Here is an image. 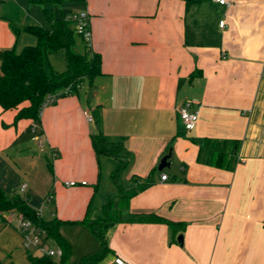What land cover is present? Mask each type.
Returning a JSON list of instances; mask_svg holds the SVG:
<instances>
[{
  "label": "crops",
  "instance_id": "crops-1",
  "mask_svg": "<svg viewBox=\"0 0 264 264\" xmlns=\"http://www.w3.org/2000/svg\"><path fill=\"white\" fill-rule=\"evenodd\" d=\"M80 1L75 10L89 14L102 73L43 108L41 145L34 120L16 119L27 101L0 105V187L13 194L25 184L30 205L47 219L114 215L109 250L96 264H115L116 257L128 264H264V0ZM26 23L0 12V50H17L21 37L22 48L37 43L16 30ZM185 101L199 110L192 130L180 117ZM96 132L123 141L125 190L152 180L126 203L113 178L118 161L96 154ZM170 149L171 166L159 170ZM141 214L164 220L131 219ZM10 224L0 222V237L9 240L0 257L22 242L16 220ZM61 232L74 264L101 247L88 225L65 223ZM19 256L0 259L30 264Z\"/></svg>",
  "mask_w": 264,
  "mask_h": 264
},
{
  "label": "trees",
  "instance_id": "trees-1",
  "mask_svg": "<svg viewBox=\"0 0 264 264\" xmlns=\"http://www.w3.org/2000/svg\"><path fill=\"white\" fill-rule=\"evenodd\" d=\"M37 3H64L65 0H32ZM77 1V0H75ZM46 9V8H45ZM73 9H66L60 16H55L46 9L51 27L42 25H26L16 30H24L37 38L36 44L24 46L20 51L15 48L0 50V105L3 109H11L23 102L16 119L32 118L39 126L42 122V109L48 95L54 94L57 98L67 92L74 91L88 79L90 84L94 78L102 73V57L99 53L93 52L85 43L86 52L81 53L75 50L76 35H79L69 15ZM55 52H62L66 61V68L62 71L51 68L50 72L45 67V58ZM56 101V100H55ZM53 101V102H55ZM52 102V103H53ZM92 143L97 155L108 154L118 161L113 171V178L119 186L123 203L137 191L146 188L151 184L150 177L131 190H125L119 184V174L127 164V151L122 140H111L101 132L93 133ZM225 158L218 159V163ZM233 159L231 167L233 166ZM225 164L224 162L221 164ZM134 180H139L133 175ZM112 199L106 205L111 209ZM15 210L24 217L30 219L35 225L46 230L47 239L53 242L61 250V254L52 256L49 254H36L28 251L30 264H70L73 247L70 240L61 232V226L65 223L85 224L97 235L101 242L99 251L93 255L84 257L80 264H96L109 250L106 241L107 224L114 220V215H101L95 219L85 217L79 221H66L58 217L51 219L44 218L40 211L29 203L28 195L20 192L8 194L0 187V218L3 219L4 211ZM115 212V211H114ZM135 220H156L163 218L151 215H131ZM0 264H13L0 259Z\"/></svg>",
  "mask_w": 264,
  "mask_h": 264
},
{
  "label": "built area",
  "instance_id": "built-area-1",
  "mask_svg": "<svg viewBox=\"0 0 264 264\" xmlns=\"http://www.w3.org/2000/svg\"><path fill=\"white\" fill-rule=\"evenodd\" d=\"M220 3H228L227 0H216ZM73 21L76 32L82 36L84 42L91 48V39H92V31L90 28L89 14L86 10H75L73 11L69 17ZM225 21H221V25H224ZM57 100V96L54 94L48 95L44 107L53 101ZM43 107V108H44ZM193 102L185 101L183 105L180 107V117L184 123V126L187 130H192L195 128L198 119H199V110L192 109ZM43 110V109H42ZM85 117L87 121H94V116L89 110H85ZM39 125L34 121L32 124V130L34 133V138L40 142L42 134L36 133V128ZM168 174L163 173L162 179H167ZM87 181H81V184H86ZM67 185H77L79 184L76 180L66 181ZM26 185H22L20 187V192L25 193ZM52 200V195H49L46 198V203ZM41 213V212H40ZM3 219L10 223L12 218L17 221V229L21 233L23 237V247L27 251H31L36 254H49L52 256H56L61 254V250L59 248L53 247L50 244V240L47 239V232L45 229L38 227L35 225L30 219L23 216V214L10 210L6 215H2ZM115 264H128L122 257H116L114 260Z\"/></svg>",
  "mask_w": 264,
  "mask_h": 264
},
{
  "label": "rangeland",
  "instance_id": "rangeland-1",
  "mask_svg": "<svg viewBox=\"0 0 264 264\" xmlns=\"http://www.w3.org/2000/svg\"><path fill=\"white\" fill-rule=\"evenodd\" d=\"M80 0H65L64 3H37L32 0H0V12L4 14L8 19L13 20L14 23H16L18 20H26L27 25H42L47 28L51 27L50 21L48 19L46 9L49 10V12L53 13L55 16H60L63 11L66 9L72 8L76 9L80 7ZM46 8V9H45ZM24 42V38L21 37L19 40V43L17 45V50L20 51L22 49V44ZM84 39L80 35H76V47L75 49L79 52H86L85 44H84ZM50 63L52 64L53 68L59 71H62L66 68V61L64 58V54L60 53H54L52 57L45 58V67L46 69L50 72L51 67ZM0 222L2 223H8L7 221L1 220ZM14 225V224H13ZM17 225V221L15 224V227ZM17 229V227H16ZM18 231V229H17ZM22 237V236H21ZM7 241L5 237H0V249L1 246L4 245ZM51 245H53L52 242H50ZM23 246V237H22V242L19 245V251L16 253H12V251H6V255L4 257L0 258H9L11 260L12 257L15 255L17 256L18 253L20 252L19 259L20 261H29L27 253L25 249L22 248ZM56 246V245H55ZM10 255V256H9ZM77 260V259H76ZM80 261L82 259H78L77 263L75 264H80ZM72 264L73 263V254H72Z\"/></svg>",
  "mask_w": 264,
  "mask_h": 264
},
{
  "label": "water",
  "instance_id": "water-1",
  "mask_svg": "<svg viewBox=\"0 0 264 264\" xmlns=\"http://www.w3.org/2000/svg\"><path fill=\"white\" fill-rule=\"evenodd\" d=\"M171 155H172V150L170 149V151L161 158L160 163L158 165L159 170H163L164 168H169L171 166V161H170ZM178 240L182 242L183 236L179 235Z\"/></svg>",
  "mask_w": 264,
  "mask_h": 264
}]
</instances>
